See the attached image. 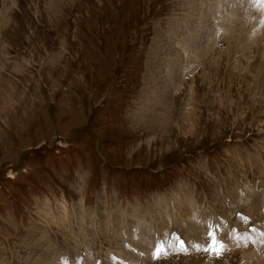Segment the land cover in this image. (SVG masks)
I'll return each mask as SVG.
<instances>
[{
	"label": "rangeland",
	"instance_id": "374dc122",
	"mask_svg": "<svg viewBox=\"0 0 264 264\" xmlns=\"http://www.w3.org/2000/svg\"><path fill=\"white\" fill-rule=\"evenodd\" d=\"M221 3L0 0V264H264V3Z\"/></svg>",
	"mask_w": 264,
	"mask_h": 264
},
{
	"label": "bare ground",
	"instance_id": "6f19581e",
	"mask_svg": "<svg viewBox=\"0 0 264 264\" xmlns=\"http://www.w3.org/2000/svg\"><path fill=\"white\" fill-rule=\"evenodd\" d=\"M180 1H181V0H180ZM224 1H225V2H228V0H221V1L216 0V6H217V8H218L219 5H222V7H223L224 4L221 3V2H224ZM230 1H231V0H230ZM181 3H182V5H183L182 9H184V8H185L184 6H186L185 3H184V1L180 2V4H181ZM239 3H240V2H239ZM243 4H244V3H243ZM182 5H181V6H182ZM246 5H247V4H246ZM227 6H229V7L232 8V9L230 8L231 11H234L233 9H234L235 7L238 8L237 6L230 5V4H228ZM247 6H248V5H247ZM243 7H245V6H243ZM217 8H215V9L217 10ZM236 8H235V10H236ZM239 8H240V7H239ZM217 11H219V10H217ZM220 11H221V10H220ZM220 11H219V12H220ZM228 11H229L230 13L226 14L225 17H223L222 20H225V21H227V22H230V24H232V21L235 20V19H237V18L233 19L232 16H233L234 14L232 15V14H231V11H230V10H228ZM243 11H244V10H243ZM185 12H187V11H185ZM240 12H241V11H240ZM236 13H237V11H236ZM238 13H239V12H238ZM246 13H247V12H246ZM242 14H243V13H242ZM242 14H241V15H242ZM201 15H202V14H201ZM231 15H232V16H231ZM237 15H238V14H237ZM239 15H240V14H239ZM248 15H250L249 17H251V14H248ZM252 15H253V14H252ZM211 16H212V14H211ZM244 16H245V15H244ZM233 17H234V16H233ZM235 17H236V16H235ZM197 18H199V17H197ZM204 18H205V17H204ZM219 18H220V16H219ZM239 18H241V16H240ZM245 19H246V18H245ZM247 19H248V18H247ZM249 19H251V18H249ZM253 19H254V18H253ZM177 20H178V19H177ZM206 20H207V19H206ZM206 20H205V21H206ZM210 20H211V19H210ZM239 20H240V19H239ZM251 20H252V19H251ZM263 20H264V19H263ZM196 21H197V20H196ZM202 21H203V20H202ZM220 21H221V19H220ZM225 21H224V22H225ZM236 21H237V20H236ZM249 21H250V20H249ZM253 21H254V20H253ZM255 21H256V20H255ZM174 22H175V21H174ZM184 22H185V21H184ZM189 22H190V20H189ZM218 22H219V20H218ZM224 22H223V23H224ZM197 23H200V22H197ZM225 23H226V22H225ZM233 23H234V22H233ZM174 24H175V23H174ZM221 24H222V23H221ZM238 24H243V22H242V23L239 22ZM244 24H245V23H244ZM213 25H214V24H213ZM222 25H223V24H222ZM246 25H247V24H246ZM254 25H255V24H254ZM257 25H258V23H257ZM257 25H256V28L259 27V26L257 27ZM263 25H264V24H263ZM174 26H175V25H174ZM204 26H205V25H204ZM244 26H245V25H244ZM249 26H250V24H249ZM181 27H182V26H181ZM183 27H185V26H183ZM221 27H222V26H221ZM230 27H231V26H230ZM241 27H242V26H241ZM250 27H251V26H250ZM192 28H193V27H192ZM224 28H226V27H224ZM239 28H240V27H239ZM195 29H196V28H195ZM226 29H227V28H226ZM236 29H237V28H236ZM244 29H245V28H244ZM247 29H248V28H247ZM247 29H246V30H247ZM190 30H192V29H190ZM229 30H233V29H229ZM168 31H169V30H168ZM236 31L238 32L239 30H236ZM247 31H248V30H247ZM257 31H258V29H257ZM233 32H234V31H232V33H233ZM240 32H241V31H240ZM234 33H235V32H234ZM238 33H239V32H238ZM248 33H249V32H248ZM258 33H260V32L258 31ZM179 34H180V33H179ZM230 34H231V33H230ZM240 34H241V33H240ZM256 34H257V33L255 32L254 35H256ZM241 35H242V34H241ZM254 35H253V36H254ZM257 35H258V34H257ZM257 35H256V36H257ZM261 35H262V34H261ZM242 36H244V35H242ZM247 37H248V34H246V36L244 37V38H246V39H245L246 41H247ZM254 37H255V36H254ZM255 38H256V37H255ZM185 39H186V38H185ZM248 39H249V38H248ZM178 40H179V39H178ZM182 40H183V39H182ZM188 40H189V39H188ZM242 41H243V40H242ZM190 42H191V40H190ZM247 42H248V41H247ZM249 42H251V41H249ZM252 42H253V41H252ZM252 42H251V43H252ZM255 42H256V40H255ZM182 43H183V42H182ZM201 43H202V42H201ZM251 43H248V45H250ZM253 43H254V42H253ZM257 43H258V42H257ZM203 44H204V43H203ZM246 44H247V43H246ZM244 45H245V44H244ZM251 45H252V44H251ZM201 46H202V45H201ZM246 46H247V45H246ZM256 46H257V45H256ZM250 47H251V46H250ZM258 47H259V46H258ZM191 48H192V47H191ZM199 48H200V47H199ZM202 50H203V49H202ZM199 52H200V51H199ZM185 55H186V54H185ZM206 55H207V54H206ZM261 55H262V54H261ZM260 57H262V56H260ZM168 59H169V58H168ZM169 60H170V59H169ZM260 60H261V59H260ZM258 61H259V60H258ZM186 62H187V61H186ZM250 63H251V62H250ZM172 64H173V63H172ZM251 65H252V64H251ZM261 66H262V65H261ZM168 69H170V71H169V73H168V74L170 75V76H169V77H170L169 81H170V80L173 81L172 78H173L174 75L176 74L177 70H173V65L169 66ZM168 69H167V70H168ZM172 72H173V73H172ZM172 76H173V77H172ZM190 76H191V75H190ZM192 76H193V75H192ZM192 76H191V77H192ZM192 78H193V77H192ZM176 79H177V78H175L174 80H176ZM191 87H192V86H191ZM169 104H170V103H169ZM187 104H188V103H187ZM187 104H186V105H187ZM189 112H190V111H189ZM151 115H152V114H151ZM149 119H150V118H149ZM252 192H253V191H252ZM244 199H245V198H244ZM80 203H82V199L80 200ZM193 203H194V202H193ZM82 204H83V203H82ZM80 209H81V211L83 210V208H80ZM163 210H164V209H163ZM144 221H145V219H144ZM194 222H195V219H194L193 223H194ZM191 223H192V222H191ZM123 224H124V220H123ZM147 224H148V223H147ZM144 225H145V224H144ZM164 225H165V224H164ZM191 225H192V224H191ZM191 229H192V228H191ZM194 229H195V228H194ZM197 229H199V226H198ZM195 231H196V230H195ZM245 231H246V230H245ZM242 232H243V231H242ZM246 232H247V231H246ZM194 234H195V233H194ZM191 235H192V234H191ZM259 242H260V244H261V246H262L263 243H262L261 241H259ZM234 243H235V242H234ZM252 245H253V244H252ZM253 246H254V245H253ZM254 247H255V246H254ZM0 259H1V258H0Z\"/></svg>",
	"mask_w": 264,
	"mask_h": 264
},
{
	"label": "snow or ice",
	"instance_id": "6c2138e0",
	"mask_svg": "<svg viewBox=\"0 0 264 264\" xmlns=\"http://www.w3.org/2000/svg\"><path fill=\"white\" fill-rule=\"evenodd\" d=\"M260 3H264V0H259ZM181 245L183 246V242H181ZM193 247L199 249V245H193ZM211 251H213L216 255H221L223 253V251L225 250L224 245L222 242L219 241H214L213 245L210 249ZM167 254V247L166 246H157L156 249V255H166Z\"/></svg>",
	"mask_w": 264,
	"mask_h": 264
}]
</instances>
